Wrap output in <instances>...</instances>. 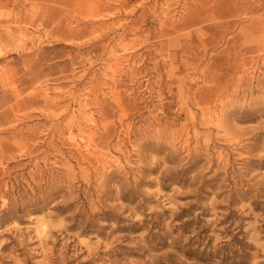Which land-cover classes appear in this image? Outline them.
<instances>
[{"label":"rangeland","instance_id":"obj_1","mask_svg":"<svg viewBox=\"0 0 264 264\" xmlns=\"http://www.w3.org/2000/svg\"><path fill=\"white\" fill-rule=\"evenodd\" d=\"M0 264H264V0H0Z\"/></svg>","mask_w":264,"mask_h":264},{"label":"bare ground","instance_id":"obj_2","mask_svg":"<svg viewBox=\"0 0 264 264\" xmlns=\"http://www.w3.org/2000/svg\"><path fill=\"white\" fill-rule=\"evenodd\" d=\"M8 36H9V35H8ZM72 111H73V110H72ZM209 122H210V121H209ZM74 123H75V122H74ZM68 127H69V125H68ZM73 127H74V126H73ZM65 130H66V129H65ZM76 135H77V134H76ZM222 156H224V155H222ZM222 156H221V157H222ZM221 157H220V158H221ZM221 159H223V158H221ZM40 226H41V225H40ZM40 226H39V227H40ZM41 228H42V227H41ZM44 229H45V227H44ZM40 230L42 231V229H40ZM44 231H45V230H44ZM39 234H40V233H39Z\"/></svg>","mask_w":264,"mask_h":264}]
</instances>
